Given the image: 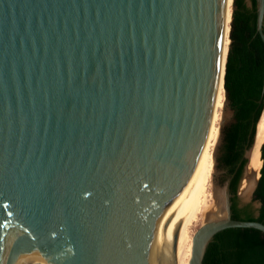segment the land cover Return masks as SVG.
Wrapping results in <instances>:
<instances>
[{
	"label": "water",
	"instance_id": "obj_1",
	"mask_svg": "<svg viewBox=\"0 0 264 264\" xmlns=\"http://www.w3.org/2000/svg\"><path fill=\"white\" fill-rule=\"evenodd\" d=\"M224 14L225 0H0V264H176ZM233 176L189 264L225 228L264 233L232 216Z\"/></svg>",
	"mask_w": 264,
	"mask_h": 264
},
{
	"label": "trees",
	"instance_id": "obj_2",
	"mask_svg": "<svg viewBox=\"0 0 264 264\" xmlns=\"http://www.w3.org/2000/svg\"><path fill=\"white\" fill-rule=\"evenodd\" d=\"M233 4L232 28L230 22L228 31L231 38L224 62V114L227 106L230 116L223 128L221 125L223 135L218 160L223 171L222 182L234 174L232 216L264 222V142L253 199L239 206L238 196L248 162L245 149L253 145L257 124L264 113V39L257 30V0L250 3L231 0V7ZM255 201L260 202L259 207H255ZM203 264H264V233L252 227H229L217 232L207 245Z\"/></svg>",
	"mask_w": 264,
	"mask_h": 264
},
{
	"label": "bare ground",
	"instance_id": "obj_3",
	"mask_svg": "<svg viewBox=\"0 0 264 264\" xmlns=\"http://www.w3.org/2000/svg\"><path fill=\"white\" fill-rule=\"evenodd\" d=\"M231 0H225L224 31L222 39V53L220 62V74L216 87V96L210 131L208 134L203 157L182 203V218L176 241L175 263L189 264L192 256L193 238L200 226L219 216H225L223 211L222 191L215 179L216 151L220 138V130L224 116L225 86H224V62L225 55L230 44L228 34L232 15ZM264 142V113L262 114L256 129L252 151L247 164V172L242 180V195L250 193L254 179L260 177L262 166L261 145ZM247 190V191H246Z\"/></svg>",
	"mask_w": 264,
	"mask_h": 264
},
{
	"label": "rangeland",
	"instance_id": "obj_4",
	"mask_svg": "<svg viewBox=\"0 0 264 264\" xmlns=\"http://www.w3.org/2000/svg\"><path fill=\"white\" fill-rule=\"evenodd\" d=\"M248 3H250V0H246ZM229 116H230V110L227 108H225V114H224V119H223V123H222V128L224 126V124L228 121L229 119ZM222 129H221V138H220V141H219V144H218V147H217V155H216V159H217V163H216V173H215V179L218 181V182H222V177H223V171L222 169L220 168L219 166V156H220V144L222 142ZM253 199V198H252ZM252 201V200H251ZM250 202V201H249ZM248 203V202H247Z\"/></svg>",
	"mask_w": 264,
	"mask_h": 264
},
{
	"label": "flooded vegetation",
	"instance_id": "obj_5",
	"mask_svg": "<svg viewBox=\"0 0 264 264\" xmlns=\"http://www.w3.org/2000/svg\"><path fill=\"white\" fill-rule=\"evenodd\" d=\"M232 195H233V193H232V191H231V198H232ZM232 202V201H231ZM244 204H246V203H243L241 200H239V206H242V205H244ZM231 207H232V204H231Z\"/></svg>",
	"mask_w": 264,
	"mask_h": 264
}]
</instances>
